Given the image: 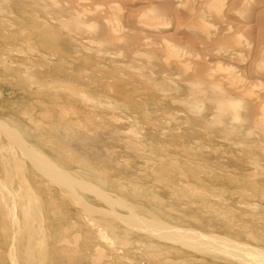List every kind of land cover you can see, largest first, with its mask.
<instances>
[{
	"label": "rangeland",
	"instance_id": "rangeland-1",
	"mask_svg": "<svg viewBox=\"0 0 264 264\" xmlns=\"http://www.w3.org/2000/svg\"><path fill=\"white\" fill-rule=\"evenodd\" d=\"M205 237L264 257V0H0V264H256Z\"/></svg>",
	"mask_w": 264,
	"mask_h": 264
},
{
	"label": "bare ground",
	"instance_id": "bare-ground-1",
	"mask_svg": "<svg viewBox=\"0 0 264 264\" xmlns=\"http://www.w3.org/2000/svg\"><path fill=\"white\" fill-rule=\"evenodd\" d=\"M245 11H246L245 9L241 10L240 16H242L245 13ZM214 90L217 91V93L219 95H222L220 91L216 90L215 88H214ZM228 107L234 115L237 114V110L239 107L238 102H236L234 100H230V101H228ZM10 135L16 139V142H17L19 147H21V148L24 147V144H23L21 138H19V137L16 138V136L13 133H11ZM30 160L34 161L42 171L49 173L48 165L44 164L40 158H38L37 156H30ZM49 174H51L52 176H55L52 172H50ZM160 227L163 228L162 231L157 229L159 232L154 231V230H153V232L160 234L161 236H167L168 238L177 239L180 237L181 239H179V240L182 241L183 243H189V242L194 243V241H195V239H193L195 237V235H193V234H191V236H190V234L188 233L187 236L183 237L181 235H178L180 233H184L183 231L176 230V229L171 231L170 230L171 228L163 227V226H160ZM216 238L217 237H205V240L208 243L215 244V246L219 249V251H223V252L230 254L232 256L251 259L252 262L256 263V264H264V257L263 256L258 257L254 254H248L243 248H240L236 245L227 244L225 241L216 240Z\"/></svg>",
	"mask_w": 264,
	"mask_h": 264
}]
</instances>
